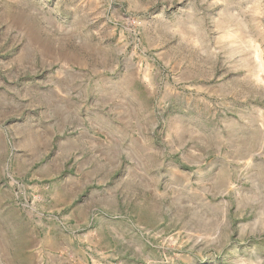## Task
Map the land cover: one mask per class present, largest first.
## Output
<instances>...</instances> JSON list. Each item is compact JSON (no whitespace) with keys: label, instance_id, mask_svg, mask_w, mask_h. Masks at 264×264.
Masks as SVG:
<instances>
[{"label":"rangeland","instance_id":"obj_1","mask_svg":"<svg viewBox=\"0 0 264 264\" xmlns=\"http://www.w3.org/2000/svg\"><path fill=\"white\" fill-rule=\"evenodd\" d=\"M0 264H264V0H0Z\"/></svg>","mask_w":264,"mask_h":264}]
</instances>
